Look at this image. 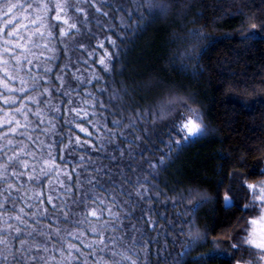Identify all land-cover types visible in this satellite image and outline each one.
<instances>
[{
  "label": "trees",
  "instance_id": "trees-1",
  "mask_svg": "<svg viewBox=\"0 0 264 264\" xmlns=\"http://www.w3.org/2000/svg\"><path fill=\"white\" fill-rule=\"evenodd\" d=\"M0 52V264L259 263L264 0H0Z\"/></svg>",
  "mask_w": 264,
  "mask_h": 264
},
{
  "label": "rangeland",
  "instance_id": "rangeland-1",
  "mask_svg": "<svg viewBox=\"0 0 264 264\" xmlns=\"http://www.w3.org/2000/svg\"><path fill=\"white\" fill-rule=\"evenodd\" d=\"M48 1L54 3V2H57L58 0H48ZM62 1L63 2L67 1L69 3H73L76 1H84V0H62ZM36 3H37V1H36ZM6 64H8V63H6ZM7 68H8V66H7ZM13 70H16V67L13 68ZM3 77H4V74H3V76L1 74L0 75V90L2 89L7 93L13 92L14 87H11L9 85V83H7V82L5 83V81L2 80ZM9 101L11 102L12 100H10V98H9ZM13 101H15V100H13ZM21 114L23 115V112ZM14 118L15 117L13 116V114L10 111H7V112L5 111L3 113V116L0 118V125L5 122V121L2 122L3 119L4 120H14ZM200 129L201 128H200L198 120L195 116V113L183 112V114L180 116V118L176 124V128L174 131L175 135L173 137V140L175 142H177L179 140V138L186 139V138L195 137V135L200 133ZM250 190H251L250 192L252 193V196H253L254 203H257L258 205H260L262 207V209H261L260 213L257 216H255V218H252L250 221V224H249L250 228H249L247 241L255 250L257 249L258 251L264 253V182L260 183L259 185L255 184L253 186H250ZM139 194L140 193L137 191L138 196H139ZM142 200H144V199L141 198L139 200L140 203L142 202ZM105 206H107V204H105ZM151 220H149V224H151L150 230H151V232H153V230L155 228V224L153 223L154 219L152 221ZM130 224H131L130 228L131 229L133 228V230L135 229V231H137V228H139L138 234L133 232V235L135 237L133 239L131 238L132 239L131 245H125V249L117 250V252L118 251L120 253L123 252L122 255H126L128 253H131L132 251L135 252L136 254L140 250H142V252L143 251L145 252V248L147 246L143 245L144 241L141 242V239L143 238V236L146 235V241H149V242L151 241L153 243L155 242L156 238L158 237V234L156 232H154V234L151 233L149 235L148 233L143 231V226H144L143 223H138L136 221H133ZM120 230H121V233L118 236H120V238H123V235L125 234L126 230H125L124 226L122 225L121 221L119 223V231ZM126 240H128V239H125L124 242H126ZM103 241H104V239H102V242ZM105 241H107L108 244L110 242V240H108L107 238ZM139 247H141V248H139ZM143 248H144V250H143ZM75 250H77V249H75ZM75 250H74V252H75ZM66 258L72 259L74 257L71 254H67ZM55 262H56L55 264H61L62 263V261L59 258L55 259ZM65 262L67 263V261H65ZM133 264H137V262L133 261ZM236 264H240V263H236ZM258 264H264V255L260 258Z\"/></svg>",
  "mask_w": 264,
  "mask_h": 264
}]
</instances>
